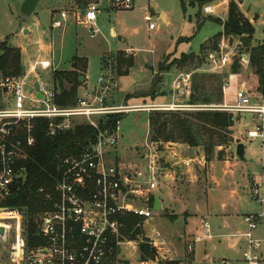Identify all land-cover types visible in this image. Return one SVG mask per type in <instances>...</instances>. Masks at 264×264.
Masks as SVG:
<instances>
[{
	"label": "rangeland",
	"instance_id": "374dc122",
	"mask_svg": "<svg viewBox=\"0 0 264 264\" xmlns=\"http://www.w3.org/2000/svg\"><path fill=\"white\" fill-rule=\"evenodd\" d=\"M68 1H71V6L70 8L66 7L64 11L70 14V18L63 23L62 28L53 29L52 23L61 20L58 12L62 7L61 0H40L32 17H25L20 12L21 0H0V42L7 41L10 46L21 50L23 68L21 77L27 76L24 80V92L28 99L27 106L41 107V104L34 102L38 94L37 85L40 82L48 86L53 83V69L41 70V62H50L54 66V70L57 71H69L74 57L84 58L88 65V82L85 86V81H81L83 91H91L94 95L101 94L107 107H127L131 108L130 110H135L123 115L119 142L112 150L110 158H115L116 161L127 166L145 164L142 157L149 153L147 146L153 145L150 143L149 137V114L157 111V106L154 103L161 99L164 103L171 101L172 104L173 101L176 105H188L191 95V88L188 93L183 89L177 93L173 91L177 75H184L186 72L178 71L172 67L161 75L160 66L169 68L174 60L184 54L199 55L201 46H209V41L222 32V27L216 22L224 23L227 19V12L225 9H218L214 14H207L204 9L215 6L218 1L205 5L201 9V17L206 20L198 28L196 15L199 9L187 6V10L184 12L181 0H138L135 9L129 12L111 10L108 2L102 0L99 3L101 12L96 22L99 34L92 37L90 27L76 20V16L80 20L83 19L88 1ZM242 9L248 13L251 21L247 18L248 16L245 15V17L256 30L252 44L254 46L264 45V0H244ZM56 14L58 16H54ZM146 14L152 16L153 23L157 26L156 29H149V23L144 19ZM161 14L167 15L169 24H167L166 18L160 19L157 16ZM214 19L216 22L213 21ZM112 28L116 31V37L111 35ZM120 37L122 38L120 39ZM239 43L237 38L230 39L228 43L230 49L227 51L234 50L238 57L245 55L240 54ZM118 53H122L127 59H133L135 63L129 74L123 77L117 76L115 61ZM241 67L237 80L232 85L233 89L231 88L227 97L223 94V87L228 82V78L225 79L224 76L229 75L231 71L213 73L205 59V64L193 72V77H197L200 87L215 93L216 96L221 91L223 98L221 104H234L235 87L240 84H245L254 98L261 96L262 89L257 76L254 75L248 64H243ZM33 68H36L37 72H33ZM101 80L103 84H100ZM1 82L0 80V85ZM81 88L79 91L82 90ZM80 95L79 97H84ZM2 97L3 101L12 99L11 93H4ZM10 106L14 107L13 102H10ZM232 115L235 119L231 129L232 135L235 136L236 142H242L244 145L245 157L239 159L236 156L237 145L235 154L234 147L231 151L225 149V155L221 160H218L215 155L214 160L209 162V164L223 163L224 161L231 163L229 168H225V164L222 166L216 164L217 168L214 171L218 174L219 182V185L215 187L219 190L216 199L219 202L227 201V203L234 204L236 200L231 198L230 192L236 190L241 193L242 213L259 216L263 212V207L253 195V189L255 186L263 185L264 149L262 140L250 139L248 133L255 131L258 126H263L264 129V117L258 118L252 114ZM107 117L106 115L94 116L92 121L99 124L101 121H106ZM74 122L76 124L88 123L83 118L76 119ZM232 145L234 146V139L230 146ZM156 147L154 145V148ZM189 149L185 145L178 146L176 151L164 147L163 152L166 157L160 162L165 172L171 171L175 174L177 185L182 186L183 189L190 185L191 175L188 174L187 166L182 160L199 159L202 154L204 155L201 149L193 151ZM221 150L218 149L217 152ZM158 151L161 152L159 149ZM169 156L170 160H168ZM234 157L236 160L233 161ZM191 167L193 174H197L202 182V190L205 189L208 192V189L211 188L208 180L210 167L200 168L198 162H193ZM224 170L228 173L225 176L222 174ZM158 180L160 187L154 192L155 195L160 193V189L166 188L164 177L160 176ZM175 213V211H166L161 214V218L174 220ZM158 217L160 214L156 217L155 213L150 226H147V231L160 227V218ZM26 223L25 213L21 211L12 210L7 213L0 211V226L4 225L10 229L7 242L0 244V264H27L30 250L27 249L26 244ZM135 239V242L139 243L137 237ZM143 240L149 242L146 243L147 245L152 243V240L149 241L146 238ZM166 248V246L162 247L163 253L167 252ZM262 248L264 245H262L261 251ZM129 252L132 250L128 247L124 249L125 254ZM157 256L158 254L155 253V259L148 261V264H156ZM140 258L141 252L138 247L133 260L135 263H139ZM260 264H264L263 255Z\"/></svg>",
	"mask_w": 264,
	"mask_h": 264
},
{
	"label": "built area",
	"instance_id": "2783aa9c",
	"mask_svg": "<svg viewBox=\"0 0 264 264\" xmlns=\"http://www.w3.org/2000/svg\"><path fill=\"white\" fill-rule=\"evenodd\" d=\"M83 19L76 20L90 27L91 36L99 34L96 22L101 9L102 0H87ZM111 9L121 12L133 11L138 0H105ZM205 13L212 14L211 8H205ZM61 20L52 23L53 29H60L70 15L60 14ZM145 21L149 29H156L151 15L146 14ZM232 40V39H231ZM230 38L223 37L217 49L207 53V66L213 73L231 71L234 60L240 64H248L244 55L236 56L235 51L229 50ZM240 41V40H239ZM241 45V43H239ZM238 45V46H240ZM41 70L53 69L50 62H41ZM33 72H37L33 68ZM237 75L230 73L228 82L223 87L227 97L231 83L237 80ZM27 78L11 77L1 82L0 88L5 94L11 93V101H2L0 107V202L11 198L15 189L25 181L26 171L21 165L26 161L27 148L34 145L32 136L33 121L45 119L49 122L46 136L55 137L58 133L71 129L76 125V119L83 118L87 125L98 131L97 141L79 158H67L62 162L61 178L58 180L54 193L43 194L48 208L39 215L38 237L43 244L29 251L27 264H148L140 258L135 263L136 252L142 243H149L156 253L160 252L164 243L159 239L156 229L147 231V226L154 219L155 211L151 205L154 192L159 189L158 178L165 177V169L161 166L164 152H159L154 145L147 146L149 153L142 157L145 164L129 165L111 159V153L119 142L121 121L116 122L113 131H101L99 124L92 121L94 116H110L126 114L135 110L127 107H106L103 100L87 96L79 97L75 107L62 108L55 103L56 93L53 84L49 86L40 82L37 85L38 95L35 104L41 107L27 106L28 99L24 92V80ZM175 91L190 92L191 74H181L175 81ZM234 104L220 105H167L157 106L156 110L165 112H225L229 114H252L258 118L264 117V94L254 98L245 84H240L234 94ZM13 102L14 107L10 106ZM250 139H261L264 149V129L258 126L255 131L248 133ZM167 147V146H166ZM253 195L263 207L259 216L244 218L246 231L241 235L247 242V250L243 254L246 264H260L261 243L254 237L259 225L264 223V180L262 186H255ZM1 212L12 211L0 208ZM132 214L142 219L141 234L136 240H129L123 235L122 218ZM150 226V225H149ZM206 227L208 225L206 224ZM4 235H0V244L6 243L10 234L7 226ZM136 229V231H137ZM145 232V233H144ZM154 235V236H153ZM129 248L132 252L124 253ZM192 246L188 251L192 252Z\"/></svg>",
	"mask_w": 264,
	"mask_h": 264
},
{
	"label": "trees",
	"instance_id": "16d2710c",
	"mask_svg": "<svg viewBox=\"0 0 264 264\" xmlns=\"http://www.w3.org/2000/svg\"><path fill=\"white\" fill-rule=\"evenodd\" d=\"M188 1V2H186ZM218 0H181L183 11L187 6L198 8L196 15L198 28L206 19L201 17V9ZM244 0H232L228 5L227 19L224 23L216 22L222 27V32L209 41V46L202 45L200 54L194 53L182 55L173 61L171 67L160 66V74L169 71L172 67L178 71L191 74V95L188 105H220L223 101L222 93L217 96L204 87H200L197 77L193 72L199 70L204 64L207 53L215 50L220 40L225 38L240 40V54L248 55V66L258 78V83L264 94V45L254 46L255 28L240 10V4ZM211 20V18H209ZM21 50L14 48L7 41L0 42V80L23 75ZM117 76L123 77L129 74L135 66L133 59H127L122 53L116 56ZM242 65L236 58L231 68V73L239 75ZM87 61L84 58L74 57L71 62V70L54 71L53 86L56 93L55 103L62 107H75L79 99V90L83 86L80 78L86 76ZM225 79L228 75L224 76ZM4 90L0 88V107L3 101ZM124 114L110 115L106 121L99 123L101 131H113L116 122L121 121ZM32 136L35 143L27 148L28 157L21 165L25 168L26 178L15 189L13 197L0 202V208L18 210L25 213L26 244L27 249L32 250L43 244L38 237L39 215L45 212L48 205L45 204L42 190L45 194H53L58 180L61 178L62 162L67 158H79L85 151L97 141L98 131L87 124H76L71 129L58 133L55 137L46 136L49 122L45 119H36L33 122ZM235 123L234 115L225 112H165L153 111L149 114L150 143L156 145L161 152L163 148L171 144L185 145L190 149H201L206 162L218 160L224 157L225 149L233 143L231 129ZM218 149H222L217 152ZM264 180V166H263ZM154 198L151 205L153 207ZM123 222L122 233L129 240H136L133 236L142 219L129 214L121 219ZM141 260L143 262L155 259L153 248L146 243L140 245Z\"/></svg>",
	"mask_w": 264,
	"mask_h": 264
},
{
	"label": "crops",
	"instance_id": "0c3cea01",
	"mask_svg": "<svg viewBox=\"0 0 264 264\" xmlns=\"http://www.w3.org/2000/svg\"><path fill=\"white\" fill-rule=\"evenodd\" d=\"M24 1L25 0H21V3H23ZM230 1L232 0H218L217 4L211 7L213 14L218 9H225L228 13V5ZM242 4H240V10L244 14V16H248V13L243 11ZM61 5V10L58 11L59 15L62 12H65L64 10L66 9V7L70 8L71 1L61 0ZM54 16H58V14ZM161 16H164V18H166L167 20V24H169L167 15L161 14ZM247 18H249V20L251 19L249 16ZM160 19L162 18L160 17ZM111 35L113 37L117 36L116 31L113 28L111 29ZM121 38L122 37H120V39ZM178 76L179 74L177 75V77ZM102 80L100 81V84H103ZM84 81V85L87 86V73ZM234 82H236V80L231 83L232 89V85L234 84ZM237 87L238 86L235 87L234 92H236ZM81 89L82 90L79 91V95L81 94L80 96H87V98L91 99L98 97L99 99L103 100V106H106L104 98L101 94L98 93L97 95H94L91 91L86 92L83 91V88ZM173 91L174 93H177L175 89H173ZM37 98H39L38 94ZM154 104H156L155 106H167L173 105L175 103L173 101L172 104L171 101L170 103H164V101L160 99L156 100ZM233 139L234 146H230L228 150L230 149L231 151L234 147L235 154V147L240 143L242 144V142H236L235 136H233ZM176 146L178 147L184 145L171 144L168 145L167 148H171V150L176 151ZM189 150L193 151L195 149ZM162 156L165 158L166 154L164 153V155ZM168 160H170V156ZM232 160H236V157H234ZM182 162H184V164L187 166L188 174L191 175L190 185H188L185 189H183L182 186H178L176 183L175 174L171 171H168L165 172L166 176L164 177L166 188L160 189V193H156V195L153 194L154 197L158 198L162 203L163 210L161 212H156V217L160 214V217H158L160 218V227L157 228L156 226V230L161 235L159 240L164 243L162 247H167L166 253H163L164 249L162 248L160 252L157 253L158 256L156 258V264L245 263L243 254L247 250V242L244 238L241 237V235L246 231V225L243 220L245 217L251 215L242 213L241 193L237 192L236 190L230 192L231 198L236 200L234 204L227 203V201L219 202L216 199L217 191L219 192V190L215 188L217 187V185H219L217 179L218 174H216L214 171L217 168L216 164H218L217 166H219L220 164L221 166L225 164L224 167L229 168L231 166L230 161L209 164V162H206L204 155L202 154L199 159L193 160L188 158L182 160ZM193 162H198L200 168L210 167L208 180L211 184V188L208 189V192L205 189L202 190V182H200L197 174H193L191 167V164ZM222 174L225 176L228 173L226 170H224ZM166 211H175L176 213L174 214V216L176 218L174 220H165L161 218V214L165 213ZM206 224L208 225V227H206ZM260 225L259 229L255 231L256 233H254V237L256 240L260 241L262 247V245H264V223ZM190 245L193 248L192 252L188 251V247ZM260 255L262 262V255L264 257V248H262V251L260 249Z\"/></svg>",
	"mask_w": 264,
	"mask_h": 264
},
{
	"label": "water",
	"instance_id": "95a60500",
	"mask_svg": "<svg viewBox=\"0 0 264 264\" xmlns=\"http://www.w3.org/2000/svg\"><path fill=\"white\" fill-rule=\"evenodd\" d=\"M40 0H25L22 5L20 12L25 16V17H32L36 11V8L39 4ZM158 17H161L164 19V16L157 15ZM244 59L248 61L249 57L248 55H244ZM80 81H84V78H80ZM39 98H41L39 96ZM236 156L239 159H243L245 157V148L243 144H239L236 148ZM155 212H161L163 210L162 203L158 198L154 199V207H153ZM141 234L140 229H137L136 232H134L133 236L138 237ZM0 235H4V229L0 228ZM153 252L156 253L155 249H153Z\"/></svg>",
	"mask_w": 264,
	"mask_h": 264
}]
</instances>
